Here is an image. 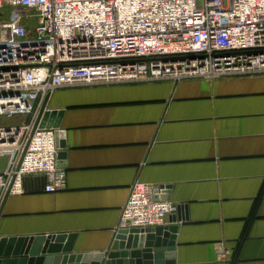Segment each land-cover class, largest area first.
<instances>
[{
    "label": "crops",
    "instance_id": "0c3cea01",
    "mask_svg": "<svg viewBox=\"0 0 264 264\" xmlns=\"http://www.w3.org/2000/svg\"><path fill=\"white\" fill-rule=\"evenodd\" d=\"M47 108L63 113L65 188L24 178L0 238L73 234L75 253L105 250L137 181L181 208L173 264H264V74L59 88Z\"/></svg>",
    "mask_w": 264,
    "mask_h": 264
},
{
    "label": "built area",
    "instance_id": "2783aa9c",
    "mask_svg": "<svg viewBox=\"0 0 264 264\" xmlns=\"http://www.w3.org/2000/svg\"><path fill=\"white\" fill-rule=\"evenodd\" d=\"M4 9L0 206L25 193L26 177L44 193L65 188L55 130H33L55 90L264 74V0H0ZM167 190L134 182L114 232L166 225L177 209Z\"/></svg>",
    "mask_w": 264,
    "mask_h": 264
},
{
    "label": "water",
    "instance_id": "95a60500",
    "mask_svg": "<svg viewBox=\"0 0 264 264\" xmlns=\"http://www.w3.org/2000/svg\"><path fill=\"white\" fill-rule=\"evenodd\" d=\"M49 98L43 102L33 130H55L57 167L65 168V148L62 132L58 130L62 111L47 108ZM168 186H166V189ZM7 192L0 206L8 198ZM156 200L157 198L154 197ZM165 199L164 197L160 198ZM181 208L167 217L168 224L146 230L122 227L112 234L107 249L93 253H75L73 234L33 236L30 238H0V264H173L175 235L183 221ZM170 224V225H169Z\"/></svg>",
    "mask_w": 264,
    "mask_h": 264
},
{
    "label": "rangeland",
    "instance_id": "374dc122",
    "mask_svg": "<svg viewBox=\"0 0 264 264\" xmlns=\"http://www.w3.org/2000/svg\"><path fill=\"white\" fill-rule=\"evenodd\" d=\"M2 13L4 14V16H3L2 18H1V16H0V19L8 20V19H9L10 9H4V10L0 11V15H1ZM5 123H7V122H5ZM7 125H9V124L7 123ZM4 163H5V159H4V158H1V159H0V168H3Z\"/></svg>",
    "mask_w": 264,
    "mask_h": 264
}]
</instances>
